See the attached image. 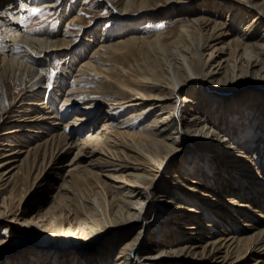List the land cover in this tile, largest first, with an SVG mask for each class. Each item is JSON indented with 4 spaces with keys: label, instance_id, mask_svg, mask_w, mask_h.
<instances>
[{
    "label": "bare ground",
    "instance_id": "1",
    "mask_svg": "<svg viewBox=\"0 0 264 264\" xmlns=\"http://www.w3.org/2000/svg\"><path fill=\"white\" fill-rule=\"evenodd\" d=\"M198 1L105 0L117 30L94 28L95 58L81 63L80 76L63 92L46 89L55 49L68 45L72 67L84 46L54 27L28 24L30 9H57L64 0H22L25 7L0 0V121L22 99L16 94L22 86L29 103H46L54 122H65L63 138L28 150L10 174L0 217L17 207L12 219L22 223L0 231V264H164L166 256L183 259L171 264H245L251 249L261 250L255 262L264 261V0ZM161 10L163 22L175 25L144 30L142 21ZM81 13L71 15L70 25L88 26ZM67 82L66 72L56 83ZM132 97L141 100L134 104ZM101 104L106 114L96 128ZM64 139L78 148L72 160L108 148L123 156L128 150L119 141L138 148L143 154L134 157L150 169L120 175L131 184L114 188L99 170L75 161L49 203L31 213L23 205L36 185L54 183L50 171ZM184 174L197 177L211 204L170 185L176 179L185 185ZM217 229L229 236L224 249L222 237L211 234Z\"/></svg>",
    "mask_w": 264,
    "mask_h": 264
},
{
    "label": "rangeland",
    "instance_id": "2",
    "mask_svg": "<svg viewBox=\"0 0 264 264\" xmlns=\"http://www.w3.org/2000/svg\"><path fill=\"white\" fill-rule=\"evenodd\" d=\"M84 1L85 0H64V3L60 8L40 10L35 15L32 14L29 19V24H28L29 27L32 28H38L42 26L54 27L56 28V31L59 32L60 37L71 39V41L73 42V46L76 45L78 49L84 46L83 50L85 51L83 52L82 56H78L77 61L73 64L72 67L68 66V63H70V59L69 57L66 56L67 55L66 52L70 50L69 48H67L68 45H65L64 47L58 46L55 49V56L52 59L53 60L52 66L54 67L52 70L53 72H55V75H53L52 72V75L49 78V82L47 83L46 89L48 90L51 89V91H54L56 87H59L60 89H62L63 92H67L68 88L71 87V84L73 83L74 79L80 76L81 71L79 70V68L81 67V63L88 60L90 57H92V59L95 58L94 55L96 54L94 50L96 47H98V44H97V40H94L93 39L94 37L92 36L96 32L94 28L99 27L98 30L101 28V31L105 29L111 35H113L117 30L116 26H114L115 25L114 19L117 18L115 17L111 18L109 16H105V12H106V7L104 6L105 0H99L96 4H93L94 0L82 4ZM200 1L201 0H199L198 2ZM80 11H82L81 14L85 19L84 22L88 26H82L80 22H76L77 24L75 25H70L68 19L71 17V15L75 14V12H80ZM159 13L160 14L153 17L152 19H148V20L144 19L142 21V26L144 30L159 29L161 28L160 25H163V27L168 25L169 26L175 25V23L168 24V22H163L164 12L161 10ZM176 13L177 12L173 13V15H175ZM90 22H94V24L89 25ZM66 23L69 24V28H71L72 30L71 32L66 31L68 30L67 27L68 25ZM78 28H81L83 30H90L93 28L94 32L89 33V35H85V33L83 32L78 34V30H77ZM87 38H90V40H87ZM66 72L68 77V82L65 84L66 87L57 85L56 82L59 80V77L63 76ZM88 74H93L94 76L97 77H99L100 75V73H93V71H88ZM79 84H81V82L76 83L75 85L80 86ZM21 87L22 86H19L18 90L16 91V94H18V99L19 98L22 99L17 104H15V106L13 105L12 108L13 110L10 111L9 117L6 120L0 121V205L5 197V193L12 186L11 184L12 181H10L11 172H13L16 165L19 164L23 158H25L27 151L33 150V148L36 145H41V146L45 145L47 140L49 143H51L53 142L52 139L55 138V140H58L61 138V136L63 138V136L65 135V130L63 128L65 122L59 120L57 122H54L56 117L54 115L52 116L49 115L52 113L47 112L49 111V108L47 107L46 103L41 105L29 103L28 100L30 99L26 95L27 93H24V90L21 91ZM96 96L102 99V96H98L97 94L93 95V97ZM140 98L132 97L133 99L132 101L135 102L134 104H136L137 101L141 100ZM147 101L148 100L146 99H144V101L142 100L143 103H147ZM102 106L103 108L99 113L100 115L97 117V120L95 121L96 128L102 127V123L104 120L103 116L106 114V110H104L106 109L105 104H101V107ZM128 106L129 105H127V107ZM36 107L38 108L35 109ZM57 108L59 109V102L57 103ZM37 110H41V111L38 112ZM124 112L125 113H123L124 115L122 116H127L129 110H125ZM14 123L18 125L16 126L17 128L16 130H12L11 132L8 133L4 132L5 129H7L9 126L13 125ZM46 127H50V128L47 129ZM85 132L86 129L83 131V135H86ZM7 139H11L10 141L14 143L11 145L5 144L7 142L4 143V141ZM119 145L121 147H125L128 150V152L121 150V154L123 156L114 154V151L108 148L106 151L95 150L87 154L83 153L82 155L78 156L77 158L78 160L76 159L72 160L75 154L77 153L78 148L72 146L71 144L68 145L65 139L62 140L59 146V150L57 152L58 158L55 162H53L52 170L50 171L51 175H53L54 177V183L52 181V184H50L49 186L47 185L48 181L45 180L42 183L36 185L35 187L36 191L34 190L35 192L33 191L34 193L29 195V197L27 198L26 202L23 205L24 208L29 209L31 213L37 212V210L43 204L49 203L51 199L50 196L55 195V193L59 189L57 186L61 182L60 176L66 175L68 169L71 168L70 166L75 165L76 163L75 161H79L78 163L83 165L88 164L89 166H92L95 170H99V172H101L102 177L106 179L108 183L110 182L111 185L114 186V188L115 187L120 188L124 184H131L126 178L119 177L120 175H124L130 171H138V170H143L145 168L150 169L145 165L144 161L136 159L134 157L136 153L143 154L142 152H140L138 148L117 141V146ZM94 149L95 148H91V150ZM128 154H130L131 157ZM153 169L158 170V168L155 167H153ZM184 175L185 176H182L181 178L182 181L185 183V185L194 184L196 188L195 190L192 191L188 189L187 186L179 184L180 180L178 179H176L177 181L175 183L171 182L172 184L170 185L176 187L177 189L182 190L183 192H187L193 195L194 197H197L198 201L201 203L211 204L210 202L211 200H207L204 195L200 194L201 190L204 189L206 190V188L201 187V185H199L200 183L197 181V177H192L193 175L190 174L189 175L184 174ZM167 176L166 174L165 177L163 175L164 177L163 180L171 181L170 178ZM46 178H48V175L47 177H45V179ZM17 199L18 196L16 197V200ZM163 201L158 200V204L166 203ZM168 204L170 209L173 208L176 211L177 208L173 206L174 200L170 201ZM16 208L17 207L13 208V210L11 211H7L5 216L0 217L1 232L4 230L5 224L9 223L10 221H12L11 223H13V225H15L16 227L21 226L20 223H22V220H20L19 222L14 218L12 219L13 212L16 210ZM21 211H23L22 208L18 210V213H20ZM172 215L174 216L176 214H172ZM19 217L22 218V215H20ZM152 221H154V219ZM36 232H37L36 229L35 230L33 229V231L29 233V236H27V238H29V240L31 241L33 235L36 236L35 234ZM151 233H153V231ZM211 234H213L214 237H218V236L222 237L221 239L224 242L222 245L223 247L222 249H224L225 242L227 241L226 239L229 237L228 234H226L225 232L219 229L212 232ZM224 236H225V240L223 239ZM257 252L260 253L261 250L251 249L248 252L249 257L246 258L247 262L245 264H264V261L255 262V256H253V254ZM34 255L38 257L40 254L37 255V253L34 252ZM231 256L233 257L234 255ZM39 259L41 260L42 257L40 256ZM182 260L183 259L181 258H171L166 256L165 260L163 261L165 262L164 264H171L169 263L170 261L182 262Z\"/></svg>",
    "mask_w": 264,
    "mask_h": 264
},
{
    "label": "snow or ice",
    "instance_id": "3",
    "mask_svg": "<svg viewBox=\"0 0 264 264\" xmlns=\"http://www.w3.org/2000/svg\"><path fill=\"white\" fill-rule=\"evenodd\" d=\"M19 7H25V5H24V3L22 2V0H21V3L19 4ZM30 11H31V13H32L33 15H35L37 12L40 11V9H39V8H32V9H30ZM4 15H5V14H4L3 12H0V16H4ZM8 18H9V19H13V17H12L10 14L8 15ZM24 22H25V17L22 15V16L20 17L19 21H18V24H19V25H23ZM3 23H4V21H3V20H0V25H2ZM160 27H163V25H160ZM2 40H3V37L0 36V41H2ZM17 50H19V49L17 48ZM53 75H55V72H53Z\"/></svg>",
    "mask_w": 264,
    "mask_h": 264
}]
</instances>
